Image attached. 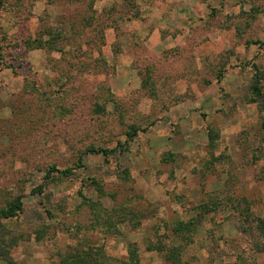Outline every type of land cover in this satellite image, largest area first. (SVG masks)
<instances>
[{
  "label": "rangeland",
  "instance_id": "1",
  "mask_svg": "<svg viewBox=\"0 0 264 264\" xmlns=\"http://www.w3.org/2000/svg\"><path fill=\"white\" fill-rule=\"evenodd\" d=\"M96 253L264 264V0H0V264Z\"/></svg>",
  "mask_w": 264,
  "mask_h": 264
},
{
  "label": "trees",
  "instance_id": "2",
  "mask_svg": "<svg viewBox=\"0 0 264 264\" xmlns=\"http://www.w3.org/2000/svg\"><path fill=\"white\" fill-rule=\"evenodd\" d=\"M4 215L6 218H11L12 215H14V210L5 212ZM62 264H64V262H62ZM67 264H105V261L101 258L100 253H96L93 257H89V254L79 256L78 258L76 257L73 262H67Z\"/></svg>",
  "mask_w": 264,
  "mask_h": 264
}]
</instances>
